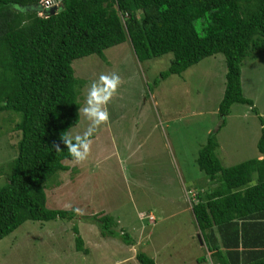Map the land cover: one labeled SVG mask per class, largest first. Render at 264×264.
<instances>
[{"label": "trees", "instance_id": "obj_1", "mask_svg": "<svg viewBox=\"0 0 264 264\" xmlns=\"http://www.w3.org/2000/svg\"><path fill=\"white\" fill-rule=\"evenodd\" d=\"M61 3L55 13L40 15V0H0V112L20 118L13 123L20 132L16 157L0 186V240L29 220L74 218L72 210L49 208L46 193V182L73 160L61 140L81 120L85 81L76 77L73 62L92 54L104 57L106 49L129 41L140 60L173 54L163 79L224 54L219 111L225 117L235 103L252 107L262 124L259 155L226 167L211 134L197 159L210 185L197 193L191 211L215 264H264V117L242 86L244 59L264 52V0ZM253 179L256 185L249 186ZM100 219L105 237L119 235L125 244L136 245L127 232L112 229L111 217ZM73 229L76 249L88 253L78 226ZM137 259L156 264L143 251Z\"/></svg>", "mask_w": 264, "mask_h": 264}, {"label": "rangeland", "instance_id": "obj_2", "mask_svg": "<svg viewBox=\"0 0 264 264\" xmlns=\"http://www.w3.org/2000/svg\"><path fill=\"white\" fill-rule=\"evenodd\" d=\"M172 59L168 53L140 60L126 41L106 49L104 57L92 54L73 62L76 77L85 81L81 108L101 73L121 77L106 106L109 121L93 133L87 159L67 160L69 169L46 182L48 207L72 210L74 218L25 222L0 240V264H141L139 251L157 264H215L201 242L187 197L210 185L197 163L199 151L215 134L224 166L255 158L262 124L248 104L235 103L225 117L220 113L224 54L161 78ZM242 86L264 117V52L244 59ZM80 115L68 134L87 129L90 121ZM19 119L0 112V186L7 183V169L16 157L20 132L13 128ZM102 216L111 217L112 229L127 232L136 245L125 244L119 235L105 237ZM76 225L88 253L76 249Z\"/></svg>", "mask_w": 264, "mask_h": 264}, {"label": "clouds", "instance_id": "obj_3", "mask_svg": "<svg viewBox=\"0 0 264 264\" xmlns=\"http://www.w3.org/2000/svg\"><path fill=\"white\" fill-rule=\"evenodd\" d=\"M48 2L50 3V0ZM120 84L121 77L115 72L101 73L97 80L91 82L85 97V106L80 109L84 117L90 121L87 129L82 134L75 136L64 134L61 137L63 144L75 163H81L87 159L90 152L91 136L101 124L108 123L109 112L106 106L116 94ZM55 147L57 150L60 149L59 144H55ZM255 185V179L250 181L249 186ZM75 211L78 214H82V210L79 208L75 209Z\"/></svg>", "mask_w": 264, "mask_h": 264}, {"label": "built area", "instance_id": "obj_4", "mask_svg": "<svg viewBox=\"0 0 264 264\" xmlns=\"http://www.w3.org/2000/svg\"><path fill=\"white\" fill-rule=\"evenodd\" d=\"M60 3V0H50V3L48 2V0H44V2H42V0H40V7L41 10L39 12L40 15H43V10H49L51 9L53 6L58 5ZM188 194H192V190H188L187 191ZM188 197V201L190 203L191 206H193V203L196 202V194L194 193V195L192 194L191 196H187ZM193 197V201L191 200Z\"/></svg>", "mask_w": 264, "mask_h": 264}, {"label": "crops", "instance_id": "obj_5", "mask_svg": "<svg viewBox=\"0 0 264 264\" xmlns=\"http://www.w3.org/2000/svg\"><path fill=\"white\" fill-rule=\"evenodd\" d=\"M260 158H262L261 156H259ZM150 214V216H152L153 217V219L152 220H156L155 219V217L152 215V213H149ZM148 214V215H149ZM202 239H203V242H204V244L206 245V243H205V240H204V238H203V236H202ZM203 244V243H202ZM208 252V254H209V256H211V251H207ZM152 259H154V258H152ZM154 261H155V263L157 264V262H156V260L154 259Z\"/></svg>", "mask_w": 264, "mask_h": 264}, {"label": "water", "instance_id": "obj_6", "mask_svg": "<svg viewBox=\"0 0 264 264\" xmlns=\"http://www.w3.org/2000/svg\"><path fill=\"white\" fill-rule=\"evenodd\" d=\"M61 1H62V0H61ZM60 6H62V3H60L59 6L56 5V6L52 7V8L50 9L51 13H55L56 10L58 9V7H60ZM201 242H203V239L201 240Z\"/></svg>", "mask_w": 264, "mask_h": 264}]
</instances>
